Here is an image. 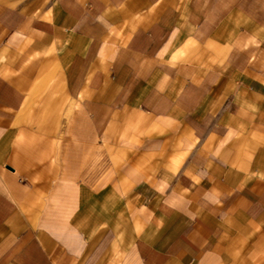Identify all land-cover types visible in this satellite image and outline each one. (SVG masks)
I'll return each instance as SVG.
<instances>
[{
	"label": "crops",
	"instance_id": "1",
	"mask_svg": "<svg viewBox=\"0 0 264 264\" xmlns=\"http://www.w3.org/2000/svg\"><path fill=\"white\" fill-rule=\"evenodd\" d=\"M0 264H264V0H0Z\"/></svg>",
	"mask_w": 264,
	"mask_h": 264
}]
</instances>
